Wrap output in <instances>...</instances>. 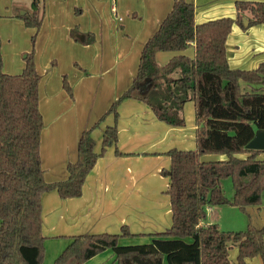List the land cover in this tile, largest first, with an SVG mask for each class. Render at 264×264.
I'll return each mask as SVG.
<instances>
[{
    "label": "trees",
    "instance_id": "16d2710c",
    "mask_svg": "<svg viewBox=\"0 0 264 264\" xmlns=\"http://www.w3.org/2000/svg\"><path fill=\"white\" fill-rule=\"evenodd\" d=\"M235 6L236 18L197 23L195 4L175 0L144 44L132 84L82 132L77 160L67 165L68 178L56 182L46 181L42 166L45 123L39 105L41 74L35 48L26 53L21 73H6L0 36V264H43V194L57 190L62 199L82 195L86 177L98 158L107 147L118 144V107L126 99L145 102L157 119L174 127L186 126L185 103L195 104L197 146L194 150L167 151L171 167L162 170L171 179L166 193L172 224L148 234L151 241L140 244L120 243L123 237L138 236L126 225L120 233L74 235L52 264H86L107 249L114 252L117 264H165V260L168 264H247L250 257L264 256V226L225 231L215 222L200 224L209 207L234 205L246 211L249 206H260L264 193V151L247 148L256 131H264V61L255 69L232 68L226 49L235 24L247 29L264 23V1L239 0ZM45 11L44 0H33L31 10L23 14L18 10L16 16L27 27L39 30ZM245 13L249 14L248 25L243 22ZM80 34L77 27L71 31L78 41ZM193 43L195 55L191 58L182 52ZM158 51L180 53L161 65L156 59ZM241 82L247 83L245 90ZM63 87L74 96L66 75ZM108 114H114L115 123L105 128L102 149L96 152L92 133ZM212 155L226 158L211 159ZM230 178L234 195L229 198L223 181ZM233 246L238 248L237 263L230 259Z\"/></svg>",
    "mask_w": 264,
    "mask_h": 264
},
{
    "label": "crops",
    "instance_id": "0c3cea01",
    "mask_svg": "<svg viewBox=\"0 0 264 264\" xmlns=\"http://www.w3.org/2000/svg\"><path fill=\"white\" fill-rule=\"evenodd\" d=\"M32 1L0 0L3 70L21 73L26 53L35 48L36 67L41 74L39 105L45 123L42 166L46 181L56 182L68 178L67 165L77 160L82 132L95 124L132 84L144 44L175 0H44L46 11L39 30L27 27L16 16L18 10H31ZM188 1L195 4L197 23L237 17L235 3L239 0ZM245 14L248 18L249 14ZM76 27L81 33L80 41L71 36ZM86 39L92 41L86 43ZM194 46L193 43L182 53L194 57ZM226 49L232 68H257L264 61V23L247 29L235 24ZM178 53L158 51L156 59L163 65ZM65 75L73 97L63 87ZM185 104L186 126L176 127L157 119L151 107L141 100L126 99L119 105L118 144L107 147L98 158L86 177L82 195L62 199L57 190H52L42 196V232L46 237V256H50L48 264L54 262L74 235L120 233L126 225L138 234L120 239V243L128 245L150 242L152 237L148 234L170 227L172 210L166 190L171 179L162 173L171 167L166 152L173 148L194 150L197 146L195 104ZM114 123V114H108L93 131L96 152L102 149L105 128ZM117 150L122 154L118 155ZM261 155L264 158V153ZM213 207L207 208V218L201 225L215 222L210 219ZM86 264L117 263L114 252L107 249Z\"/></svg>",
    "mask_w": 264,
    "mask_h": 264
},
{
    "label": "rangeland",
    "instance_id": "374dc122",
    "mask_svg": "<svg viewBox=\"0 0 264 264\" xmlns=\"http://www.w3.org/2000/svg\"><path fill=\"white\" fill-rule=\"evenodd\" d=\"M111 11L116 13L115 9L112 10V7ZM20 13H22V10ZM241 85L244 90L248 87L246 82H241ZM223 188L229 198L234 195L233 182L231 178L223 181ZM260 208H262V210H259L257 206H249L248 209L244 211L242 208L234 205L214 206L210 219H214L221 229L225 231H244L248 229L249 225L263 227L264 220L262 217L264 216V193L262 195V204L260 205ZM237 254L238 249L236 246H233L230 250V259L235 263H237ZM44 259L45 260L43 264H48L50 261V256L47 254ZM245 261L247 264H264V256L250 257ZM164 263L168 264L166 260Z\"/></svg>",
    "mask_w": 264,
    "mask_h": 264
},
{
    "label": "water",
    "instance_id": "95a60500",
    "mask_svg": "<svg viewBox=\"0 0 264 264\" xmlns=\"http://www.w3.org/2000/svg\"><path fill=\"white\" fill-rule=\"evenodd\" d=\"M22 13H24V11ZM243 22L245 25H248L249 23L248 18L244 17ZM247 148L264 151V131L262 130L256 131L253 139L247 144Z\"/></svg>",
    "mask_w": 264,
    "mask_h": 264
}]
</instances>
